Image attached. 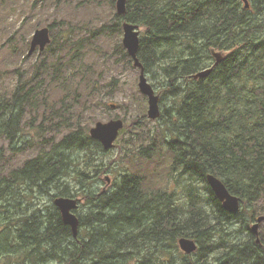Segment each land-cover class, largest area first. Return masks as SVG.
I'll return each mask as SVG.
<instances>
[{"label":"trees","instance_id":"16d2710c","mask_svg":"<svg viewBox=\"0 0 264 264\" xmlns=\"http://www.w3.org/2000/svg\"><path fill=\"white\" fill-rule=\"evenodd\" d=\"M248 2L246 8L245 0H126L125 14L116 15L120 26L127 21L144 28L137 57L145 72L161 69L160 102L174 100L171 109L160 105L157 119L169 127L163 155L191 187L182 205L174 192L154 184L158 172L138 168L139 157L157 154L155 144L128 148L134 170L118 172L121 180L108 190L91 189L92 180L119 171V163L100 160L108 151L83 125L84 112L99 102L98 77L73 80L86 61L85 40H72L73 22L57 9L47 25L51 42L38 62L32 70L17 69L11 91H0V139L6 143L0 164L8 151L17 155L31 141L30 130L66 128L34 158L0 175V264H161L159 250L170 264H209V254L217 264H264V243L250 226L259 216L253 206L264 200V0ZM213 50L223 53L222 61L194 78L211 67ZM56 88L61 97L54 102ZM209 173L240 197L238 213L223 207ZM80 192L86 210H76L77 236L54 203L45 211L34 203L43 195L53 202ZM183 236L196 240L195 253L182 254Z\"/></svg>","mask_w":264,"mask_h":264},{"label":"rangeland","instance_id":"374dc122","mask_svg":"<svg viewBox=\"0 0 264 264\" xmlns=\"http://www.w3.org/2000/svg\"><path fill=\"white\" fill-rule=\"evenodd\" d=\"M116 1L114 4L113 0H0V91H11L17 81V69L21 67L33 69L39 60V52L37 50L29 56L30 43L28 42L31 41L37 28L52 22L59 9L60 16L73 22L72 40H85L86 61L81 65L80 70L73 71L75 75L73 80L77 82L83 75L91 73H96L98 77L97 87L100 91L96 100L99 102L84 112L83 125L88 127L89 131L98 121L122 118L125 122L124 128L115 141V146L100 157V160L111 165L119 163V171L115 169L106 171L108 173L90 182L91 189L98 192L108 190L121 180L118 172L134 170L135 162H128L127 158L130 155L124 154L128 148L137 150L142 146L155 144L157 154L153 152L151 160L139 157L138 168L148 167L147 171L158 172L153 180L154 184L174 192L178 204L182 205L187 200L191 187L184 175L179 174L178 170L170 169L171 158L163 155L166 150V138L170 137L168 123L149 118L148 97L139 87L141 69L135 66L133 60L131 64L123 56L119 47L120 43L123 44L124 27L123 22L121 26L119 25V19L116 16L122 15L117 11ZM61 18L58 17V19ZM140 30L144 32L143 27H140ZM125 50L127 51L126 48ZM215 60L214 57L211 65ZM145 73L158 94L163 96L162 84L165 78L161 69L155 67L151 72ZM46 86H48L47 83ZM56 89H51L53 91L51 101L54 102L61 97L59 89ZM40 92L44 95L43 88ZM104 102L108 106H105ZM111 104L116 106L112 107ZM173 104L174 100L171 97L163 101L161 99L160 102L162 110L166 106L171 109ZM30 131L28 138H31V141L22 146V151L17 155L16 153L13 155L10 151L6 153L7 160L0 164V175L34 158L49 138L54 136L59 140L66 133V128L50 125L46 134L37 130ZM4 144L6 145L0 139V146ZM71 184L74 186L76 183L72 181ZM197 186L201 192H205L201 183H197ZM77 197L82 199L79 210L85 213V199L82 193L80 192ZM54 200L55 198L51 202L50 196L43 195L40 198L36 197L34 203L36 206H42L45 211L51 207ZM253 208L259 215L264 214V200L256 203ZM254 222L250 221V226ZM81 231L84 233L85 229L82 228ZM259 233L264 243V222L259 227ZM219 237L215 239V242L219 241ZM181 252L183 255L186 254L183 250ZM162 253L163 250L158 251L160 263L170 264L163 261ZM208 261L209 264H217L213 254H209Z\"/></svg>","mask_w":264,"mask_h":264},{"label":"water","instance_id":"95a60500","mask_svg":"<svg viewBox=\"0 0 264 264\" xmlns=\"http://www.w3.org/2000/svg\"><path fill=\"white\" fill-rule=\"evenodd\" d=\"M117 11L120 14H125L126 12V0H117ZM246 8L249 7L248 0H245ZM124 37L123 44L127 49L129 55L134 60L135 66L141 69L139 87L141 92L148 97L149 110L148 116L151 119L159 118L161 114L160 108V94L156 92L154 86L150 83L145 73L144 67L137 57L139 45H140V29L137 24L131 22H124ZM51 42L50 28L48 26H43L37 28L31 38L29 47V56L34 54L36 50L41 53L46 46ZM213 55L216 58V62L213 66L199 71L194 74V78L205 77L211 73L214 67L219 64L223 59V54L221 52H216L213 50ZM115 107V104H111ZM124 120L122 118H112L108 121H98L93 125L89 132L92 138L99 140L105 150H110L115 146V141L119 137L120 131L124 128ZM207 182L211 189L217 196V198L222 202L223 207L232 212L238 213L241 208V199L237 195L232 194L224 182L215 176L214 174H207ZM55 205L59 208L62 214L63 221L72 227L74 236L78 234L79 218L75 213V210L79 207L80 198L71 196H57L54 200ZM264 222V215L257 217L256 222L251 226L253 232L259 238V227L260 224ZM180 248L187 254H192L197 251L199 245L193 238L186 236L180 237L178 239Z\"/></svg>","mask_w":264,"mask_h":264},{"label":"flooded vegetation","instance_id":"af4514ba","mask_svg":"<svg viewBox=\"0 0 264 264\" xmlns=\"http://www.w3.org/2000/svg\"><path fill=\"white\" fill-rule=\"evenodd\" d=\"M108 180H110V179H108ZM108 180H107V181H108Z\"/></svg>","mask_w":264,"mask_h":264}]
</instances>
